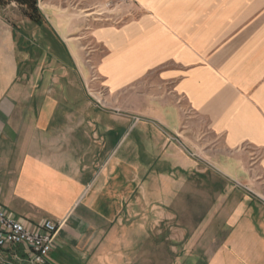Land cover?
<instances>
[{"label":"crops","instance_id":"1","mask_svg":"<svg viewBox=\"0 0 264 264\" xmlns=\"http://www.w3.org/2000/svg\"><path fill=\"white\" fill-rule=\"evenodd\" d=\"M139 1L121 26L69 12L87 0H39V23L0 5V205L60 223L45 264H150L168 213L192 232L175 264H264V0ZM35 34L65 45L62 79L24 78ZM0 264L38 263L19 245Z\"/></svg>","mask_w":264,"mask_h":264},{"label":"rangeland","instance_id":"2","mask_svg":"<svg viewBox=\"0 0 264 264\" xmlns=\"http://www.w3.org/2000/svg\"><path fill=\"white\" fill-rule=\"evenodd\" d=\"M87 1L89 2L87 3V6L79 7L75 4L72 8H70L69 12L76 15L86 16L90 20L94 19L102 24L121 26L130 20L138 18L143 14L145 9L139 0H104L102 2L92 0ZM39 10L41 12L40 8ZM47 38L48 37H46L45 34H35V51L32 56L34 60L30 63V66H33V70L23 72L27 73L24 78L28 77L35 79V74L40 73L42 66L46 70L52 68L56 71H50L49 73L43 72V75H40V78L48 79L55 77L60 80L62 79L61 75L64 71V65L73 63L72 60L68 58V51L65 49V45H63L58 39V36L56 38L51 35L49 36L51 40L50 46L47 42ZM89 49L90 48L87 46H83L81 48V50H83V56H85L86 59L83 61L88 64L92 73V78L97 72L94 60L91 56L92 53H89ZM35 69L37 72H35ZM94 82H97V80ZM94 82H91L90 80L84 81L85 93L92 98L94 103L98 106L112 110L117 109L116 107L112 108L110 103L107 102V99L104 100V98L108 96L107 89H104L105 87L103 85H98ZM236 185L246 190L250 189L249 186L254 188V185L252 186L251 184L248 186L247 184L237 182ZM169 203H171L170 207L173 208L172 210L175 211V208L181 205L182 199H170ZM179 219V215H176L175 213H168L167 215L162 216L156 214L152 215L150 237L148 238V241H146L145 245L143 244L141 246H137V260H142V257L140 256H147L150 254V264H175L174 256L177 251L178 253L182 250L190 251V247L184 246L182 248L181 243L186 244V240L192 238V232L190 229L183 230V228H185V224L183 225L179 222ZM137 264L142 263L137 261Z\"/></svg>","mask_w":264,"mask_h":264},{"label":"built area","instance_id":"3","mask_svg":"<svg viewBox=\"0 0 264 264\" xmlns=\"http://www.w3.org/2000/svg\"><path fill=\"white\" fill-rule=\"evenodd\" d=\"M60 223L47 219L29 225L0 205V255L19 245L26 246L28 259L33 263H47L54 249Z\"/></svg>","mask_w":264,"mask_h":264},{"label":"trees","instance_id":"4","mask_svg":"<svg viewBox=\"0 0 264 264\" xmlns=\"http://www.w3.org/2000/svg\"><path fill=\"white\" fill-rule=\"evenodd\" d=\"M10 1H17L18 3L24 5L27 9L26 13L31 19L35 20L37 23L41 21L42 15L38 7V0H0V5Z\"/></svg>","mask_w":264,"mask_h":264}]
</instances>
